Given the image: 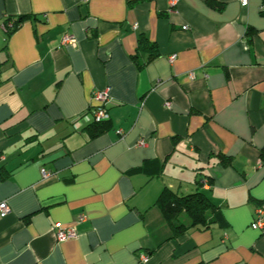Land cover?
Segmentation results:
<instances>
[{
    "label": "crops",
    "instance_id": "0c3cea01",
    "mask_svg": "<svg viewBox=\"0 0 264 264\" xmlns=\"http://www.w3.org/2000/svg\"><path fill=\"white\" fill-rule=\"evenodd\" d=\"M215 1L0 0V264H264V0ZM165 187L217 211L174 235Z\"/></svg>",
    "mask_w": 264,
    "mask_h": 264
},
{
    "label": "trees",
    "instance_id": "16d2710c",
    "mask_svg": "<svg viewBox=\"0 0 264 264\" xmlns=\"http://www.w3.org/2000/svg\"><path fill=\"white\" fill-rule=\"evenodd\" d=\"M207 2L213 6H220V4L217 3L215 0H207ZM27 18V15L10 17V19L6 23V30L8 35H11ZM9 23H11L12 25L9 26ZM139 52H146V63L159 55L157 43L149 41V39H147L143 34L139 38L137 54L134 55L135 59L139 57ZM109 127L110 124L108 119L101 122H92L88 128L91 137H95L109 129ZM262 151L264 157V149ZM223 159L224 160H222V162L226 161L225 163H228V161L230 160L227 157ZM205 178H207L208 182L211 181V179H209V176H206ZM202 179L203 177L199 178L198 180L200 184ZM156 203L161 208L166 219L172 225L174 235H177L180 232L191 227L208 224L209 214L215 213L217 211V207L215 206V204L201 190L187 195H178L167 187H165L161 192L159 198L157 199ZM182 213L187 214L189 218L188 224H185L180 221V216L182 215Z\"/></svg>",
    "mask_w": 264,
    "mask_h": 264
},
{
    "label": "built area",
    "instance_id": "2783aa9c",
    "mask_svg": "<svg viewBox=\"0 0 264 264\" xmlns=\"http://www.w3.org/2000/svg\"><path fill=\"white\" fill-rule=\"evenodd\" d=\"M83 1L88 2L89 0H83ZM177 2L178 0H170V5L171 6L176 5ZM240 3L242 6L245 7L248 5L249 0H240ZM11 25L12 24L9 23V26ZM183 28L188 29L189 27L185 25ZM62 41L64 44H68V43L75 44L76 43V39L75 37H73V35H66ZM173 58H174V55L171 57V59ZM93 99L97 101V105L88 109V113L90 112V115H91V121L101 122V121L108 120L110 118L108 107L111 104V98H110L108 91H95L93 95ZM167 105H170V103L167 102ZM143 144H144V140L143 139L139 140V145H143ZM42 175H43V178H49L51 177L52 172L43 168ZM201 183L206 185L208 184V180L206 178H203L201 180ZM9 212H10V207L7 201H1L0 202V218L5 217ZM80 220H84V216H80ZM252 227L255 229H261V230L264 229V208L260 206L256 208L255 218H254V221L252 222ZM53 229L56 235V239L58 241H65L67 239H71L77 236V229L74 226H67L61 222H56L54 224ZM146 258H147L146 254L141 255L142 260Z\"/></svg>",
    "mask_w": 264,
    "mask_h": 264
}]
</instances>
